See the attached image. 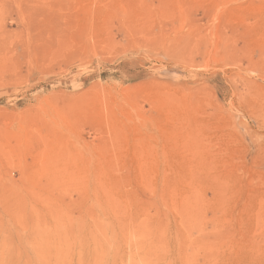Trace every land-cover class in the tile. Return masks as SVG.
I'll use <instances>...</instances> for the list:
<instances>
[{
	"label": "rangeland",
	"instance_id": "obj_1",
	"mask_svg": "<svg viewBox=\"0 0 264 264\" xmlns=\"http://www.w3.org/2000/svg\"><path fill=\"white\" fill-rule=\"evenodd\" d=\"M0 264H264V0H0Z\"/></svg>",
	"mask_w": 264,
	"mask_h": 264
}]
</instances>
